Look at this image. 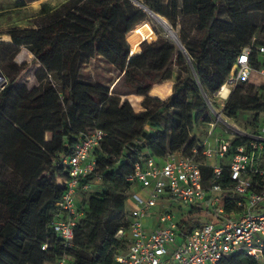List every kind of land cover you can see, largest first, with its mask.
I'll return each instance as SVG.
<instances>
[{
	"label": "trees",
	"instance_id": "obj_1",
	"mask_svg": "<svg viewBox=\"0 0 264 264\" xmlns=\"http://www.w3.org/2000/svg\"><path fill=\"white\" fill-rule=\"evenodd\" d=\"M142 1L174 29L181 19H193L198 38L181 36L182 52L159 37L131 56L129 39L148 25L142 9L128 0H69L61 10L42 5L43 26L10 31L11 42L0 43V70L8 79L0 94V164L20 182L15 189L0 176V264H56L65 255L70 264H119L115 257L130 245L126 203L135 166L198 146L195 128L213 122L206 98L221 90L245 48L264 45L256 38L264 21L254 16L264 0ZM22 49L32 54V63L15 62ZM96 58L119 74L112 89L83 74ZM32 64L40 65L38 84L29 89L20 80ZM157 75L161 79L154 81ZM168 81L175 83L170 97L150 96L155 84ZM239 86L224 115L252 116L239 127L255 132L264 112V85ZM130 95L143 97L142 112L123 99ZM95 129L106 136L94 152L95 171L80 181L78 193L88 183L101 182L103 191L95 195L102 201L89 206L101 213L97 232L102 239L93 246L95 229L79 219L73 245L65 248L52 228L56 204L66 192L59 179L69 175L63 160L73 155L83 134ZM246 142L236 138L229 156ZM218 183L231 185L228 171ZM77 207L82 213L78 200ZM199 222L190 217L183 235ZM120 230L124 235L117 237ZM219 264L260 263L235 254Z\"/></svg>",
	"mask_w": 264,
	"mask_h": 264
},
{
	"label": "built area",
	"instance_id": "obj_2",
	"mask_svg": "<svg viewBox=\"0 0 264 264\" xmlns=\"http://www.w3.org/2000/svg\"><path fill=\"white\" fill-rule=\"evenodd\" d=\"M128 1L145 8L142 0ZM244 83L264 85V45L247 47L237 58L216 95L222 111L236 87ZM7 85L8 79L0 76V94ZM220 121H224L221 115L206 125L209 136ZM228 126L236 132L231 138H199L198 146L187 153L169 154L162 162L149 158L135 166L128 179L132 184L127 201L130 245L126 253L115 257L117 263L219 264L245 254L264 264V112L255 132ZM105 136L99 129L83 134L73 155L63 160L69 175L59 179L66 192L56 204L52 228L65 248L72 247L82 216L77 207L80 181L94 173V152ZM192 136L198 135L193 132ZM236 138L247 142L229 156ZM225 171L231 182L227 188L218 183ZM192 216L200 222L184 236L185 222ZM123 235L120 230L117 237ZM70 262L72 258L65 255L56 264Z\"/></svg>",
	"mask_w": 264,
	"mask_h": 264
},
{
	"label": "rangeland",
	"instance_id": "obj_3",
	"mask_svg": "<svg viewBox=\"0 0 264 264\" xmlns=\"http://www.w3.org/2000/svg\"><path fill=\"white\" fill-rule=\"evenodd\" d=\"M69 0H0V39L2 42L0 43H10L11 39L7 36L10 31L18 30V29H28V28H35L37 29L40 26H43L47 19L43 14H40V10L42 5L47 4L51 7L61 10L63 8L68 7ZM167 0H165V5L167 4ZM142 5L146 8H141L147 16L146 22L148 25L144 26L143 28L136 31V33L129 39L132 46L129 44L128 40L127 43L130 46L131 56H134V50L138 48L141 49V45L144 42L151 43L156 41L159 37L165 39L166 41L173 44L176 48L180 50L177 43H174L169 35L165 32L163 25L159 20L164 21L169 26V21L152 12L148 9L145 3L142 1ZM137 7V6H136ZM140 9V8H139ZM158 16V17H157ZM258 21H264V2L262 3L261 10L259 13L254 15ZM179 26L172 30L176 33L178 40L181 43L180 37L186 36L187 39L190 41H195L199 33L194 28V20L193 19H181L178 22ZM8 37L6 40L5 37ZM256 38L259 41L264 42V32L261 33V29L257 31ZM127 39V37H126ZM182 44V43H181ZM33 56L32 54L27 51L26 49H22L19 55L16 57L15 62L18 65L23 63H32ZM38 66L32 64L31 68L22 76L20 83L26 85L29 89L37 86L38 82L36 79V71ZM174 70H177L174 68ZM83 74L93 80H100L104 84L111 85L110 88L112 89L114 84L118 82L119 74L105 61L101 60L100 58H96L91 60L84 68ZM161 79L160 75H157L154 81H159ZM258 86L251 83H246L244 85H240L239 87L243 88L244 90L249 89V87ZM238 87V86H237ZM206 103L208 106L209 116L213 122L217 120L218 116H222L224 121H220L212 136H209V128L206 126L198 125L195 128L194 134L198 135L196 138H208L214 139L215 137L227 139L236 135L235 130H233L228 125H235L237 128L242 130L239 127V122H244L246 120H251L252 116L250 115H240L236 117V119L228 118L224 115V111H222V103L219 101L216 96L212 98H206ZM214 108V111H213ZM216 110V111H215ZM228 128V129H227ZM228 130V133L225 132ZM0 176L6 177L12 184L15 189L19 187L20 182L19 179L16 178L14 175L11 174L10 171L5 169L0 164ZM103 189L101 187V182H91L86 184L78 193L77 200L81 205L82 216L80 218L81 221L91 225L95 229V233L93 236V246H96L102 239L101 235L98 234L97 226H98V219L101 216V213L89 205L90 203L101 202L102 200L96 197V193L102 192ZM128 203H126V209H128ZM179 215V214H178ZM204 220L205 218H201Z\"/></svg>",
	"mask_w": 264,
	"mask_h": 264
},
{
	"label": "crops",
	"instance_id": "obj_4",
	"mask_svg": "<svg viewBox=\"0 0 264 264\" xmlns=\"http://www.w3.org/2000/svg\"><path fill=\"white\" fill-rule=\"evenodd\" d=\"M36 66H38V68L40 67V65H36ZM175 73L176 74L178 73L177 70ZM174 86H175L174 81L155 84L150 91V96L153 98H158L160 100H166L168 97H170L173 94ZM123 99H127L131 103L135 112L139 113L143 111V107H142L143 97L130 95L124 97Z\"/></svg>",
	"mask_w": 264,
	"mask_h": 264
},
{
	"label": "bare ground",
	"instance_id": "obj_5",
	"mask_svg": "<svg viewBox=\"0 0 264 264\" xmlns=\"http://www.w3.org/2000/svg\"><path fill=\"white\" fill-rule=\"evenodd\" d=\"M161 22V24L163 25L162 28H164L165 32L169 35V37L171 38V40L174 42V43H178V39L177 37L169 30V28L166 26L165 22L162 21V20H159ZM6 40H8V37L6 36L5 37ZM224 93H225V90H224ZM223 97H226L225 95ZM224 99V98H223Z\"/></svg>",
	"mask_w": 264,
	"mask_h": 264
},
{
	"label": "water",
	"instance_id": "obj_6",
	"mask_svg": "<svg viewBox=\"0 0 264 264\" xmlns=\"http://www.w3.org/2000/svg\"><path fill=\"white\" fill-rule=\"evenodd\" d=\"M158 17V16H157ZM166 24V23H165ZM166 26L169 28V30L177 37V35H176V33L172 30V27L171 26H169L168 24H166ZM178 39V38H177ZM177 45H178V47L180 48V50L182 51V52H185V50H184V48H183V46H182V44L180 43V41L178 40V43H177ZM0 76L1 77H3V75H2V73L0 72Z\"/></svg>",
	"mask_w": 264,
	"mask_h": 264
}]
</instances>
